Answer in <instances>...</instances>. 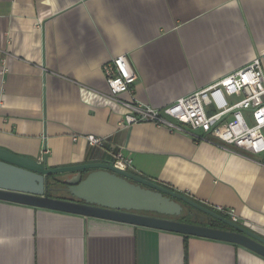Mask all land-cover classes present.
I'll list each match as a JSON object with an SVG mask.
<instances>
[{
	"label": "crops",
	"instance_id": "1",
	"mask_svg": "<svg viewBox=\"0 0 264 264\" xmlns=\"http://www.w3.org/2000/svg\"><path fill=\"white\" fill-rule=\"evenodd\" d=\"M137 74L123 101L165 108L259 60L264 0H0V149L48 168L133 161L132 173L264 237V156L127 125L103 68ZM105 139L92 147L87 136ZM59 194V193H58ZM0 264H264L238 245L0 201Z\"/></svg>",
	"mask_w": 264,
	"mask_h": 264
},
{
	"label": "water",
	"instance_id": "2",
	"mask_svg": "<svg viewBox=\"0 0 264 264\" xmlns=\"http://www.w3.org/2000/svg\"><path fill=\"white\" fill-rule=\"evenodd\" d=\"M56 181H51V177ZM64 193L68 199L52 197ZM0 201L225 242L264 257V237L189 197L110 164L48 168L0 149ZM185 206L192 220L181 221ZM220 222L229 230L210 227Z\"/></svg>",
	"mask_w": 264,
	"mask_h": 264
},
{
	"label": "built area",
	"instance_id": "3",
	"mask_svg": "<svg viewBox=\"0 0 264 264\" xmlns=\"http://www.w3.org/2000/svg\"><path fill=\"white\" fill-rule=\"evenodd\" d=\"M103 71L112 98L130 110L125 117L127 125L153 124L248 158L264 155V72L259 60L160 109L119 98L123 94L134 97L137 82V74L126 56L113 59ZM86 140L92 147L105 146V139L100 137L90 135ZM110 155V165L131 172L130 157L117 151ZM216 210L241 225L234 210Z\"/></svg>",
	"mask_w": 264,
	"mask_h": 264
},
{
	"label": "trees",
	"instance_id": "4",
	"mask_svg": "<svg viewBox=\"0 0 264 264\" xmlns=\"http://www.w3.org/2000/svg\"><path fill=\"white\" fill-rule=\"evenodd\" d=\"M50 180L51 181H56V178L55 177H51L50 178ZM167 187V186H166ZM52 197H53V199L54 198H59V199H68L69 197H68V195H66V194H64V193H55V192H53L52 193ZM213 212H215V213H217L218 215H220V216H222V217H224V218H226V219H229L226 215H223V214H221L220 212H218L217 210H215V209H212V208H210ZM194 212V209H192L191 207L189 208L188 206H185V213H184V216L182 217V219L183 220H181V221H183V222H189L190 223V221L192 220L191 219V214ZM210 227H213V228H216V229H224V230H229V228L226 226V225H224V224H222V223H220V222H214V223H211L210 224ZM188 237V236H187Z\"/></svg>",
	"mask_w": 264,
	"mask_h": 264
},
{
	"label": "flooded vegetation",
	"instance_id": "5",
	"mask_svg": "<svg viewBox=\"0 0 264 264\" xmlns=\"http://www.w3.org/2000/svg\"><path fill=\"white\" fill-rule=\"evenodd\" d=\"M211 210V209H210ZM212 211V210H211ZM184 213H185V211H184ZM191 219H192V217H191ZM181 220H183L182 218H181Z\"/></svg>",
	"mask_w": 264,
	"mask_h": 264
},
{
	"label": "rangeland",
	"instance_id": "6",
	"mask_svg": "<svg viewBox=\"0 0 264 264\" xmlns=\"http://www.w3.org/2000/svg\"><path fill=\"white\" fill-rule=\"evenodd\" d=\"M262 156H264V155H262Z\"/></svg>",
	"mask_w": 264,
	"mask_h": 264
}]
</instances>
